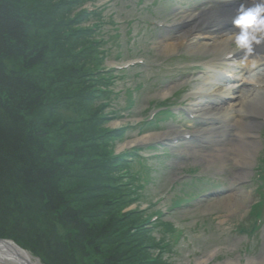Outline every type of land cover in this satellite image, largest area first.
Masks as SVG:
<instances>
[{
	"label": "trees",
	"instance_id": "trees-1",
	"mask_svg": "<svg viewBox=\"0 0 264 264\" xmlns=\"http://www.w3.org/2000/svg\"><path fill=\"white\" fill-rule=\"evenodd\" d=\"M28 1L0 0V238L43 264H169L173 225L154 205L138 206L151 167L138 148L114 150L125 127L104 126L117 116L102 115L117 77L94 38L97 8H82L93 0ZM62 109L76 120H59ZM262 213L261 201L250 209L249 237Z\"/></svg>",
	"mask_w": 264,
	"mask_h": 264
},
{
	"label": "rangeland",
	"instance_id": "rangeland-1",
	"mask_svg": "<svg viewBox=\"0 0 264 264\" xmlns=\"http://www.w3.org/2000/svg\"><path fill=\"white\" fill-rule=\"evenodd\" d=\"M24 1L29 6L33 5L28 0ZM58 1L55 0V4ZM91 5L97 8L101 17L99 30L94 38L102 41L99 45H102L101 48L107 54L103 66L108 70H122L115 72L117 78L109 86L114 93L110 95V107L102 112L109 119L112 110L117 113V116L104 125L105 128L125 127L124 137L113 145L114 150L118 153L138 148L144 152L145 158V153L155 149L157 152L152 151L153 154L148 156H161L160 159L146 162L151 166L148 176L141 170L138 171L149 179L141 192L142 199L138 206L143 209L155 204L151 208L164 212L162 220L173 225L176 233L172 237L167 236L171 249L164 254L165 260L169 264H264V186L256 177L259 166L261 173L264 170V163H260L264 156V115L253 130L257 134L258 147L245 163L236 168L232 167V161L229 160L224 161L223 165L217 162L207 166L188 155L185 147L206 149L209 143L203 137L188 138L173 145L167 140L136 143L120 150L128 140L141 139L149 134L206 127L212 122L208 119L213 116V112L205 110L196 113V116L192 115L190 107L198 102H204L208 107H224L232 102L233 96L199 97V93L204 94L209 83L219 84L222 89L241 84V80L232 74L214 71L208 66L211 59L222 55L196 54L185 47L170 54L160 51V46L165 41L170 42L166 38L178 37L179 32L185 29L179 28V25L175 28L171 26L181 21V14L202 8L201 1L93 0L92 3L82 5V8H90ZM59 15H63L62 10ZM38 45L37 43L36 46ZM236 94L237 92L234 93ZM164 101L170 107L157 108L160 106L158 103ZM262 101L264 103V95ZM97 108L89 111L96 112ZM169 110L177 116L162 115L153 122L150 121L156 113L157 116ZM60 112L57 117L59 120H76L78 116L72 110L62 109ZM143 121L145 122L142 123ZM144 124L151 125L148 127ZM225 126V136L228 138L233 134V129L226 123ZM138 168L139 166L133 169ZM235 174L239 176L235 178ZM192 179L199 181L193 183V187L183 186V183ZM181 193L190 194L184 197L188 201L171 211L167 210L171 199ZM260 201L263 209L261 223L256 234L249 237V212ZM135 207L131 205L121 213ZM30 216H34L33 212ZM161 235L163 234H155V238ZM23 250L33 261L41 262L39 255ZM58 259L59 264H63L60 257Z\"/></svg>",
	"mask_w": 264,
	"mask_h": 264
},
{
	"label": "bare ground",
	"instance_id": "bare-ground-1",
	"mask_svg": "<svg viewBox=\"0 0 264 264\" xmlns=\"http://www.w3.org/2000/svg\"><path fill=\"white\" fill-rule=\"evenodd\" d=\"M212 2L216 3V7L208 6L196 12L187 11L181 14V21L171 28L179 25V28L184 27L185 29L179 32L178 37L166 38L170 42L165 41L160 46V51L170 54L185 47L196 54L222 55V57L211 59L208 66L214 71L231 73L241 80V84L237 85L238 87L231 86L229 89H222L219 84L209 83L204 94L199 93L201 94L199 97L202 95L227 98L233 96L232 102L228 101L230 103L224 107H208L204 102H195L196 104L190 107L192 115L196 116V113L205 110L213 112V116L208 119L212 122L206 127L193 128L191 131L149 134L141 139L128 140L120 150L136 143L167 140L173 145L177 141H185L188 138L203 137L208 139L209 144L206 145V149L185 147L188 155L207 166L217 162L223 165L224 161L229 160L232 161V167L236 168L237 165L245 163L258 147L257 134L253 130L257 128L259 119L264 115V103L262 101L264 95V64H262V62L264 63V45L256 48L254 56L242 60L241 53L234 52L230 41L227 39L228 34L235 31L232 28L231 20L237 6L241 3L249 5L254 0H210V3ZM178 27L177 29H179ZM240 86H242L241 89H239ZM236 92L237 94L234 95ZM199 106L201 107L199 108ZM221 118H223V122L220 124ZM229 120L230 123L227 122ZM225 123L233 129V134L229 135L228 138L225 136V131H227ZM236 176L239 175L235 174L234 177L236 178ZM28 259L29 264H43L39 260ZM0 264L15 263L0 259Z\"/></svg>",
	"mask_w": 264,
	"mask_h": 264
},
{
	"label": "clouds",
	"instance_id": "clouds-1",
	"mask_svg": "<svg viewBox=\"0 0 264 264\" xmlns=\"http://www.w3.org/2000/svg\"><path fill=\"white\" fill-rule=\"evenodd\" d=\"M231 25L235 31L230 32L227 39L234 52L241 53L242 60L254 56L256 48L264 45V0L239 4Z\"/></svg>",
	"mask_w": 264,
	"mask_h": 264
},
{
	"label": "water",
	"instance_id": "water-1",
	"mask_svg": "<svg viewBox=\"0 0 264 264\" xmlns=\"http://www.w3.org/2000/svg\"><path fill=\"white\" fill-rule=\"evenodd\" d=\"M31 256L10 240L0 239V259L15 264H29Z\"/></svg>",
	"mask_w": 264,
	"mask_h": 264
}]
</instances>
